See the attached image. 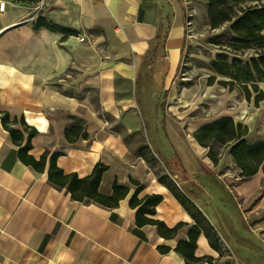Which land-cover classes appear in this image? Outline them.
Segmentation results:
<instances>
[{"label":"crops","instance_id":"crops-1","mask_svg":"<svg viewBox=\"0 0 264 264\" xmlns=\"http://www.w3.org/2000/svg\"><path fill=\"white\" fill-rule=\"evenodd\" d=\"M1 1L0 264H187L175 248L188 239L193 218L135 152L132 137L147 142L235 264H264L262 170L242 178L228 148L214 164L194 137L205 123L182 128L163 117L187 37L184 1L48 0L33 20L36 0ZM39 18L63 30L36 29ZM22 120L36 130L27 154L39 159L48 153L42 172L21 160L28 137ZM76 120L81 132L68 141L65 131ZM7 128L20 130L22 141L14 142ZM54 153L56 165L79 178L105 165L98 192L111 195L116 181L127 188L125 196L112 207L72 199L67 186L47 178ZM135 193L137 199L162 196L148 217L170 228L182 224L173 237H162L156 225L135 223L137 207L129 204ZM193 254L210 258L200 264H221L204 232Z\"/></svg>","mask_w":264,"mask_h":264},{"label":"trees","instance_id":"trees-1","mask_svg":"<svg viewBox=\"0 0 264 264\" xmlns=\"http://www.w3.org/2000/svg\"><path fill=\"white\" fill-rule=\"evenodd\" d=\"M224 1V0H223ZM234 1H254L258 5L248 6L243 9L242 14L238 16L231 24L230 29L232 33L239 38L243 43H253L261 48L264 45V0H234ZM261 2V3H260ZM260 3V4H259ZM260 6V7H257ZM226 20H229L226 19ZM46 27L50 30L62 31L63 29L44 21L39 18L36 21L34 28ZM213 70L228 78L224 81L226 85H230V90L234 84H238L240 91L244 93L247 99L250 98V87L257 92L255 99H264L263 90L259 89L255 82L264 81V53H259L256 58H251L249 61L242 63L239 59L233 60L231 65L223 62L219 57L217 61L212 63ZM1 121L5 127L9 124V115L7 113L1 114ZM16 122V120H14ZM81 121L76 120L71 129H66L65 136L68 141H74L81 132ZM24 131L28 133L27 142L23 148L20 149L21 160L31 165L37 171H44L46 166L47 152L45 151L39 159H35L27 154L31 148L30 139L36 133L33 127L26 124L24 120L21 121ZM11 134L14 142H21L23 139L22 132L14 128H7ZM247 128L242 127L240 123H234L231 117H222L211 123L199 127L194 132V137L197 142L208 148V157L214 164L217 163L219 153L214 150V146H221L228 148L229 154L240 169V176L248 178L255 174L259 169L264 173V140L248 144L246 141ZM85 136V133L82 134ZM221 154V153H220ZM58 154H52L49 157V164L47 168V178L59 186H67L71 194V198L77 201H83L86 198L93 199L98 203L112 207L115 206L118 200L125 196L127 188L117 185L116 181L113 183V192L111 195H103L98 192V185L103 171L106 166L98 163L94 166L90 175L79 178L76 173L66 174L57 165L56 158ZM181 202V204L189 211L193 218V225L189 229L186 241H180L176 245V250L183 255L187 264H200L202 261H207L210 258L207 256H194L195 241L197 236L204 232L209 242L215 247V241L218 239L217 232L209 223L203 213L190 201L181 190L169 182L160 180ZM133 183L138 184L137 181ZM140 189V187L138 188ZM137 189V191H138ZM162 200L159 194L146 195L142 199H137L136 193L131 197L129 204L131 207H137L135 223L138 226L145 224L156 225L158 233L165 238H171L175 235L177 229L182 224L170 228L163 221L150 218L155 214L156 205ZM160 251H167L166 247L159 246Z\"/></svg>","mask_w":264,"mask_h":264},{"label":"rangeland","instance_id":"rangeland-1","mask_svg":"<svg viewBox=\"0 0 264 264\" xmlns=\"http://www.w3.org/2000/svg\"><path fill=\"white\" fill-rule=\"evenodd\" d=\"M183 1L187 12V37L179 70L174 77L173 99L165 100L161 107L163 117L169 121H178L185 128L190 122L208 124L224 113H229L233 115L235 124L240 123L247 128L245 138L248 143L261 139L264 137V99L256 100L257 92L250 85L249 99L240 91L237 83L230 90L231 86L224 83L228 78L217 74L212 67V63L219 57L231 65L235 59L245 63L256 58L259 53H264V45L259 48L253 43H243L230 29L232 22L242 14L244 8L258 4L254 1L234 0ZM255 83L264 92V81ZM160 103L162 99L157 101V106L160 107ZM131 141L138 145L135 152L139 151L145 157L147 165L155 169L157 179L175 185L147 142L146 145L142 144L139 137H132L129 143ZM205 149L207 153L208 148ZM214 150L219 155L222 153L221 146H214ZM217 237V260L221 256V264H235L231 252L219 247L218 234Z\"/></svg>","mask_w":264,"mask_h":264},{"label":"built area","instance_id":"built-area-1","mask_svg":"<svg viewBox=\"0 0 264 264\" xmlns=\"http://www.w3.org/2000/svg\"><path fill=\"white\" fill-rule=\"evenodd\" d=\"M47 3H48V0H36V4L34 6L33 13L30 14L29 19L30 20L35 19L37 17V15L46 7ZM3 7H4V2L1 1L0 2V10H3ZM79 39L81 41H83L84 37L80 36Z\"/></svg>","mask_w":264,"mask_h":264}]
</instances>
